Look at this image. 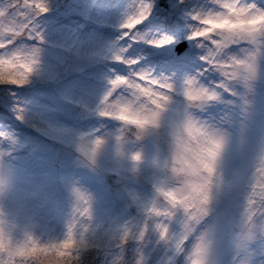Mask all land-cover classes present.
Instances as JSON below:
<instances>
[{
    "label": "clouds",
    "instance_id": "1",
    "mask_svg": "<svg viewBox=\"0 0 264 264\" xmlns=\"http://www.w3.org/2000/svg\"><path fill=\"white\" fill-rule=\"evenodd\" d=\"M140 3L151 4L149 15L130 28L125 21L135 19ZM154 3L139 0L120 24L123 37L131 40L126 33H139ZM211 3L189 12L195 23L185 37L201 49L202 69L177 75L139 68L169 82L166 98L153 104L122 84L107 103V93L101 102L99 115L119 122L112 134L118 169L113 198L126 215L98 218L94 192L77 178L67 189L71 218L65 235L44 239L31 230L18 232L5 210L13 187L11 150L0 148V264H86L88 253L98 257L99 264H264V106L259 103L264 45L229 44L217 52L216 63L204 59L217 40H248L250 34L264 40V7L246 0H239L235 10L232 0ZM32 14L28 0H0V36L5 37L0 49L29 36ZM204 16L215 25L200 23L197 17ZM197 27H213L215 32L207 40L190 38ZM126 51L125 45H118L111 59L127 65L124 60L131 57ZM38 62L34 50L0 54V75L24 80L17 85L0 79V84L29 83ZM226 64L230 72L224 70ZM207 73L217 79L205 83L201 77ZM117 76L123 75L111 81ZM213 105L220 106L215 114L209 112ZM106 106L113 114H102ZM145 115L149 120L141 126ZM17 118L24 117L18 113ZM0 138L9 139L3 131ZM146 141L151 142L150 153ZM106 143L101 135L79 134L72 141L74 165L95 172ZM143 185L149 193L142 191ZM65 240L70 248L63 247ZM149 246L162 247L164 257L151 260Z\"/></svg>",
    "mask_w": 264,
    "mask_h": 264
},
{
    "label": "rangeland",
    "instance_id": "2",
    "mask_svg": "<svg viewBox=\"0 0 264 264\" xmlns=\"http://www.w3.org/2000/svg\"><path fill=\"white\" fill-rule=\"evenodd\" d=\"M246 2L264 7V0ZM138 3L139 0H45L48 11L28 17L31 31L38 32L42 39L25 36L9 49H0V54L34 50L39 61L29 83L0 84V131L9 137L7 141L0 138V148L11 150L14 170L5 210L18 225V232L31 230L44 239L65 235L71 218L67 189L77 178L94 192L98 218L127 214L113 198L118 169L112 158V134L119 122L99 115L101 102L116 74L127 75L132 69L144 68L183 75L202 69L204 62L198 55L201 49L193 42L176 56L165 52L172 45L179 47L170 52L179 51L183 43L190 42L185 38L189 26L195 23L190 11L202 5L212 7L211 0H168L167 7L162 8L155 0L152 14L138 26L139 33L148 38L164 34L175 37L172 43L157 48L146 40L122 36L120 24ZM118 45H125V54L138 59V63L130 67L112 60ZM201 79L207 83L217 75L207 73ZM259 103L264 106V78ZM219 107L210 106L209 112L215 114ZM18 113L24 118L18 119ZM81 133L101 135L107 140L95 172L74 165L72 141ZM145 144L150 153L151 142ZM142 191L149 193L150 188L143 185ZM146 251L153 261L164 257L160 246H149ZM85 261L99 264L93 253H88Z\"/></svg>",
    "mask_w": 264,
    "mask_h": 264
},
{
    "label": "snow or ice",
    "instance_id": "3",
    "mask_svg": "<svg viewBox=\"0 0 264 264\" xmlns=\"http://www.w3.org/2000/svg\"><path fill=\"white\" fill-rule=\"evenodd\" d=\"M239 2V0H232V6L235 10V5ZM28 5L29 7L33 10L34 15H39L47 11V7L45 4V0H28ZM138 11L137 15L134 20H131V23L129 21H125V24H127L130 28L132 24H135L139 21H143L150 12L151 9V4L150 3H140L138 6ZM242 11H247L248 9H241ZM131 19V18H130ZM197 19L200 21L202 24H213L215 25V21L211 20L209 16H204V17H197ZM123 26V25H122ZM28 31H29V36H34L36 39H42L40 34L38 32L33 33L31 31V26L30 24L28 25ZM215 28L213 27H197L192 33L190 38L193 39H198V38H203L205 40L211 39V36L209 34L214 33ZM126 35H130L131 40L137 41V40H146L147 43L152 44V45H168L174 41V37L164 34L159 37H152L148 38L144 35H141L140 33H135L132 34L126 33ZM258 43L261 45H264V40H257L256 36L254 35H249L248 40H243V39H229L227 41L221 39L217 40L214 42L215 45V50L210 49L209 50V55L204 57L205 62H212L216 63L217 62V52L220 51L222 48H227L229 44L232 45H237V46H246L251 43ZM115 59H121V57L117 56ZM124 62L128 66H133L138 63V59L136 58H127L124 60ZM31 71V68L29 67L28 69ZM224 70L230 72L231 71V65H224ZM0 79L2 80H7L11 83H15L17 85H22L24 83L23 79H16L14 75H0ZM111 84L113 86L112 89H109L106 96H105V102L107 103V98L112 95V92L114 89L119 88L122 84L125 87H128L134 91L139 90L140 94L143 96H146L150 99V102L153 104H159L161 99L166 98L164 96V90L170 87L169 82L164 79L161 80L159 78H156L152 76L148 71L142 70V69H132L130 70L127 75L123 76H117L116 79H113L111 81ZM123 107V106H121ZM102 114L105 115H110L113 114L109 111L108 107L106 106L105 108L100 110ZM154 115V114H153ZM149 117L148 115H145L143 119L139 121L141 126L148 122ZM186 207H190V205H186ZM69 236H71V231H69ZM63 247L65 249L71 247V242L69 240H65L63 242ZM35 249H33L34 251ZM18 255H22L23 253H17Z\"/></svg>",
    "mask_w": 264,
    "mask_h": 264
},
{
    "label": "water",
    "instance_id": "4",
    "mask_svg": "<svg viewBox=\"0 0 264 264\" xmlns=\"http://www.w3.org/2000/svg\"><path fill=\"white\" fill-rule=\"evenodd\" d=\"M160 5L162 7H166L167 6V0H160ZM187 46L191 47L192 46V42H186L182 44V47L180 48V50L177 52L179 53L180 51H182L183 49H185ZM173 48V46H169L168 49ZM177 53H174L173 55H176Z\"/></svg>",
    "mask_w": 264,
    "mask_h": 264
},
{
    "label": "bare ground",
    "instance_id": "5",
    "mask_svg": "<svg viewBox=\"0 0 264 264\" xmlns=\"http://www.w3.org/2000/svg\"><path fill=\"white\" fill-rule=\"evenodd\" d=\"M105 39V37L104 38H102V39H100L101 41H103ZM106 39H109L108 37L106 38Z\"/></svg>",
    "mask_w": 264,
    "mask_h": 264
}]
</instances>
